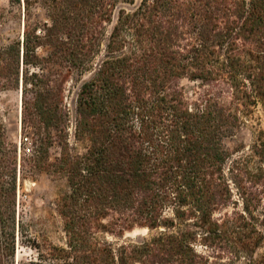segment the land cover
<instances>
[{
    "label": "trees",
    "instance_id": "1",
    "mask_svg": "<svg viewBox=\"0 0 264 264\" xmlns=\"http://www.w3.org/2000/svg\"><path fill=\"white\" fill-rule=\"evenodd\" d=\"M42 4L43 34L26 24L0 47V88L20 89L35 166L65 178L64 242H34L18 264H209L223 246L264 264V125L247 153L224 144L257 106L264 113V0ZM69 77L80 81L72 141ZM17 168L0 117V264H13L21 226ZM135 228L150 234L107 239Z\"/></svg>",
    "mask_w": 264,
    "mask_h": 264
},
{
    "label": "rangeland",
    "instance_id": "2",
    "mask_svg": "<svg viewBox=\"0 0 264 264\" xmlns=\"http://www.w3.org/2000/svg\"><path fill=\"white\" fill-rule=\"evenodd\" d=\"M43 0H0V47L20 38L24 25L37 28V33L42 35L44 25L49 20L48 9L42 4ZM49 50L48 46L38 48V53L44 56ZM31 70L33 68L30 67ZM75 77V76H74ZM87 76L84 75L83 78ZM186 92L190 93L196 86L194 82L183 80ZM80 81L71 77L64 83V102L69 109L70 123L68 128L69 139L72 141L74 123V101ZM0 117L4 122L8 141L17 153V186H16V221L21 226L17 227L15 235V253L13 264L18 261L33 258L35 249L31 244L48 242L63 244L64 232L62 220L56 211V200L67 188L63 176L52 175L40 170L33 161L36 149L30 129L21 130L20 127V89L0 88ZM244 122L233 136L225 138V146L234 149H243L240 153L249 152L257 129L264 125V113L257 106L252 115L243 119ZM78 148V143H77ZM59 155V144L54 141L48 149L51 161ZM235 199L237 196L234 195ZM232 207L225 209L215 216H222L224 212L230 213ZM150 234L146 229L135 228L125 232L121 239L107 236L109 241L127 239H142ZM198 250H201L198 247ZM261 249L257 250L260 252ZM209 264H243L235 256L232 248L221 247L208 250Z\"/></svg>",
    "mask_w": 264,
    "mask_h": 264
}]
</instances>
